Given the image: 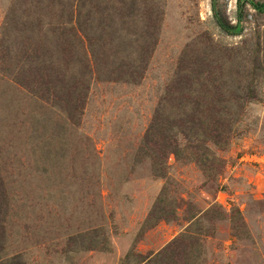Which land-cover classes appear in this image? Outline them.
<instances>
[{
	"label": "rangeland",
	"instance_id": "1",
	"mask_svg": "<svg viewBox=\"0 0 264 264\" xmlns=\"http://www.w3.org/2000/svg\"><path fill=\"white\" fill-rule=\"evenodd\" d=\"M16 1L0 0V38ZM63 1L88 36L65 71L92 70L78 118L0 61V264H164L155 254L182 235L181 264H264V0ZM101 52L122 69L100 72ZM183 65L185 96L227 101L220 174L143 143ZM191 111L165 102L164 121Z\"/></svg>",
	"mask_w": 264,
	"mask_h": 264
},
{
	"label": "trees",
	"instance_id": "2",
	"mask_svg": "<svg viewBox=\"0 0 264 264\" xmlns=\"http://www.w3.org/2000/svg\"><path fill=\"white\" fill-rule=\"evenodd\" d=\"M254 5L257 8L264 7V3H254ZM79 6V4L74 5L73 1L64 3L63 0L60 2L57 0H17L13 3L6 18L4 34L0 38V61L3 70L13 74L17 68L16 81L22 82L31 90H41L42 87V96L45 95L44 88L45 92L56 100H62L67 105H71L69 111L71 118H78L82 111L88 87L83 83L86 80L85 76L92 74V70L87 72L84 70L82 80L79 81L77 75L73 74L68 78L65 72L68 65L79 60L77 59L79 56L80 60L82 59V53L86 54L83 42L88 36H86V28L83 27V13L79 10L81 8ZM214 9L219 18V11L215 6ZM90 20L94 21L96 18L90 15ZM24 41L26 45L19 51L16 46ZM118 58L119 56L115 54L106 55L101 52L99 63L96 66L99 67L98 65L101 64L103 69L98 68V70L111 76L122 69V60ZM194 62L201 64L202 61L195 60ZM205 65L209 66L208 63ZM187 69L190 71L191 67L188 65L180 67L174 82L168 88L166 96L146 130L143 143L155 145L157 155L163 162L169 153H173L177 158L195 161L206 171L210 170L214 174H220L224 160L218 156L214 147L222 149L220 146L228 143L230 129L226 128L229 123L215 116V113L226 109L227 101L212 98L214 94H211L208 88L205 89L203 98L189 99V96H185L187 91L190 93L197 91L192 82L184 84L186 77L184 78L183 74ZM201 72L203 71L199 73ZM124 76L136 80L140 73L133 71L132 68L130 71H120L112 78L120 80L124 79ZM33 83L38 85L33 86ZM176 94L179 95L176 96ZM169 101L177 107L184 104L189 105L193 111L186 117L179 118L178 123H172L170 126L163 117L165 102ZM218 103H221V108L216 106ZM229 122L232 123V121ZM172 126L179 128L180 133L170 134ZM185 238V235L176 238L157 252L155 257H161L159 259L163 260L164 264H181L183 260L175 259L174 256H179L181 253L180 245ZM171 253L175 255H170Z\"/></svg>",
	"mask_w": 264,
	"mask_h": 264
}]
</instances>
